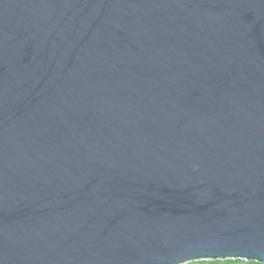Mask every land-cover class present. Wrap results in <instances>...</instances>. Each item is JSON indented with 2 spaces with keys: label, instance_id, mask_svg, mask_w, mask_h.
Wrapping results in <instances>:
<instances>
[{
  "label": "water",
  "instance_id": "obj_1",
  "mask_svg": "<svg viewBox=\"0 0 264 264\" xmlns=\"http://www.w3.org/2000/svg\"><path fill=\"white\" fill-rule=\"evenodd\" d=\"M264 263V0H0V264Z\"/></svg>",
  "mask_w": 264,
  "mask_h": 264
},
{
  "label": "trees",
  "instance_id": "obj_2",
  "mask_svg": "<svg viewBox=\"0 0 264 264\" xmlns=\"http://www.w3.org/2000/svg\"><path fill=\"white\" fill-rule=\"evenodd\" d=\"M186 264H264L256 261H247L243 259H217V260H199L192 261Z\"/></svg>",
  "mask_w": 264,
  "mask_h": 264
}]
</instances>
